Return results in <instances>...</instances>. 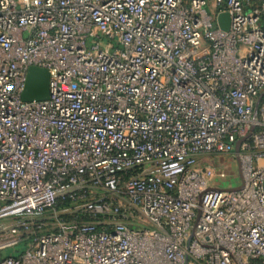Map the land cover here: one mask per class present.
Instances as JSON below:
<instances>
[{
    "label": "built area",
    "instance_id": "obj_1",
    "mask_svg": "<svg viewBox=\"0 0 264 264\" xmlns=\"http://www.w3.org/2000/svg\"><path fill=\"white\" fill-rule=\"evenodd\" d=\"M0 264H264V0H0Z\"/></svg>",
    "mask_w": 264,
    "mask_h": 264
},
{
    "label": "water",
    "instance_id": "obj_2",
    "mask_svg": "<svg viewBox=\"0 0 264 264\" xmlns=\"http://www.w3.org/2000/svg\"><path fill=\"white\" fill-rule=\"evenodd\" d=\"M230 15L227 12H221L217 15V24L225 31L230 27ZM50 72L46 68L30 66L28 68L25 86L22 92L24 101L45 100L49 97ZM239 150V143L236 151Z\"/></svg>",
    "mask_w": 264,
    "mask_h": 264
},
{
    "label": "rangeland",
    "instance_id": "obj_3",
    "mask_svg": "<svg viewBox=\"0 0 264 264\" xmlns=\"http://www.w3.org/2000/svg\"><path fill=\"white\" fill-rule=\"evenodd\" d=\"M225 170H227L228 172H230L229 177H228L227 179L224 180L225 183H226V181H227V183L229 182V181H228L229 178H230V181H231V180L234 178V176H238V177H235L236 179L240 178V175H239L238 173H237V175H235L231 163H226V164H225ZM232 182H234V179H233ZM237 182H238V181H237ZM22 246H23V245H20L19 248H21ZM10 254H15V249L12 248V247H11V248H8V249H5V250H3V251L1 252V255H2V256H7V255H10Z\"/></svg>",
    "mask_w": 264,
    "mask_h": 264
}]
</instances>
